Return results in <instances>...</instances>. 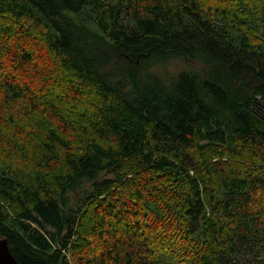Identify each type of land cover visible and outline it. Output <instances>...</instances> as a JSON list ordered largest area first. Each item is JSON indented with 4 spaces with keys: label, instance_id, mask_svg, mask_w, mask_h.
<instances>
[{
    "label": "trees",
    "instance_id": "trees-1",
    "mask_svg": "<svg viewBox=\"0 0 264 264\" xmlns=\"http://www.w3.org/2000/svg\"><path fill=\"white\" fill-rule=\"evenodd\" d=\"M0 238L264 264V0H0Z\"/></svg>",
    "mask_w": 264,
    "mask_h": 264
},
{
    "label": "rangeland",
    "instance_id": "rangeland-1",
    "mask_svg": "<svg viewBox=\"0 0 264 264\" xmlns=\"http://www.w3.org/2000/svg\"><path fill=\"white\" fill-rule=\"evenodd\" d=\"M41 63V62H40ZM254 252L250 247H247L243 244H236V259L238 264H252ZM157 264H176L169 256L161 255L158 258ZM189 264V263H186Z\"/></svg>",
    "mask_w": 264,
    "mask_h": 264
},
{
    "label": "water",
    "instance_id": "water-1",
    "mask_svg": "<svg viewBox=\"0 0 264 264\" xmlns=\"http://www.w3.org/2000/svg\"><path fill=\"white\" fill-rule=\"evenodd\" d=\"M0 264H19L12 255L6 239L0 238Z\"/></svg>",
    "mask_w": 264,
    "mask_h": 264
}]
</instances>
